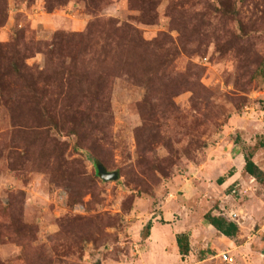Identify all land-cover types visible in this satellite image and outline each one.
<instances>
[{"label":"rangeland","instance_id":"374dc122","mask_svg":"<svg viewBox=\"0 0 264 264\" xmlns=\"http://www.w3.org/2000/svg\"><path fill=\"white\" fill-rule=\"evenodd\" d=\"M262 142L264 0H0V264L130 263L164 183ZM234 186L256 248L264 180Z\"/></svg>","mask_w":264,"mask_h":264},{"label":"crops","instance_id":"0c3cea01","mask_svg":"<svg viewBox=\"0 0 264 264\" xmlns=\"http://www.w3.org/2000/svg\"><path fill=\"white\" fill-rule=\"evenodd\" d=\"M226 126L231 129L228 125ZM216 144L214 157L210 156L201 162L197 171L196 169L189 170L187 176H182V179L184 178L182 181L177 180V182L174 179H169L164 183L165 185H172L174 182L178 184V187H173L182 191V197L178 201L175 198L169 204L167 197L175 196L172 191H169L167 195L162 194L158 198L159 204L162 206L159 211L157 210L158 212L149 215L150 217L155 214L157 216L148 218L151 220L148 232L143 238L141 237L142 227L146 218L149 217L146 216L143 223H138L133 233L132 240L135 241V246L141 247L140 251H137L138 256L133 258L132 262L125 264H148L145 258L149 254L156 253L155 246L163 248L164 252L172 251L176 257L181 256L176 245V234L188 236L189 251L184 255L185 262L194 260L197 263L224 264L219 255L227 251L241 261V264H264V255L261 254L262 242L256 240V248L253 247L252 241L255 239V234L247 232L244 234L243 229H240L239 220L236 219L239 208L237 209L235 199L230 194V187H228L232 183L233 186L243 187V185H248L251 179L254 181L256 179L244 170L245 162L242 152L234 153L231 145L226 147L225 144L221 146L220 143ZM257 155L256 153L252 156V161L260 170H264L262 166H259ZM228 170L233 171L230 176L224 174ZM219 178H223L221 183H218ZM216 208H221L223 214L238 227L234 236L223 235L204 219V214L209 210H212L213 215H216ZM230 213L235 214V217L229 215ZM160 228H166V234H162V237L158 233L161 231ZM256 234L258 233L256 232Z\"/></svg>","mask_w":264,"mask_h":264},{"label":"trees","instance_id":"16d2710c","mask_svg":"<svg viewBox=\"0 0 264 264\" xmlns=\"http://www.w3.org/2000/svg\"><path fill=\"white\" fill-rule=\"evenodd\" d=\"M13 71L18 72V65L13 66ZM261 147H264V142L261 143ZM244 170L251 176H253L257 181L264 180V172L260 170L252 161V155H244ZM98 172V167L96 168ZM99 173V172H98ZM223 178L218 179V183H221ZM217 214L213 215L212 210L207 211L204 214V219H206L216 230L222 233L225 236L231 237L236 234L238 227L235 223L231 222L224 214L221 208H216ZM150 223L147 224L149 228ZM260 240L263 239V236L260 234ZM176 245L178 247V252L183 257L189 251L188 236L186 234H176L175 235ZM264 240V239H263ZM262 241V240H261Z\"/></svg>","mask_w":264,"mask_h":264},{"label":"built area","instance_id":"2783aa9c","mask_svg":"<svg viewBox=\"0 0 264 264\" xmlns=\"http://www.w3.org/2000/svg\"><path fill=\"white\" fill-rule=\"evenodd\" d=\"M235 192H236L235 189H232L230 191V193H235ZM229 215L235 217V214H233V213H230ZM257 228L258 229L256 232L261 234L264 237V222L260 226H258ZM261 254L264 255V248H263V251ZM219 257H220L221 262L224 264H241V261L238 262L239 260L234 255H231L227 251L220 253ZM243 261L245 262V260H243Z\"/></svg>","mask_w":264,"mask_h":264},{"label":"water","instance_id":"95a60500","mask_svg":"<svg viewBox=\"0 0 264 264\" xmlns=\"http://www.w3.org/2000/svg\"><path fill=\"white\" fill-rule=\"evenodd\" d=\"M100 177L104 180H113L117 178V172H107L104 168L98 166Z\"/></svg>","mask_w":264,"mask_h":264}]
</instances>
